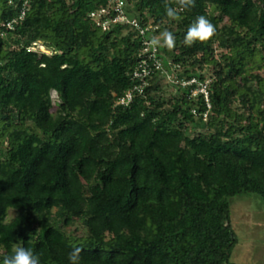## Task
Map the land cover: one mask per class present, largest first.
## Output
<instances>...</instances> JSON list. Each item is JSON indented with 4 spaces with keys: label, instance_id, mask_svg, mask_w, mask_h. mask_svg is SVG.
Returning <instances> with one entry per match:
<instances>
[{
    "label": "trees",
    "instance_id": "1",
    "mask_svg": "<svg viewBox=\"0 0 264 264\" xmlns=\"http://www.w3.org/2000/svg\"><path fill=\"white\" fill-rule=\"evenodd\" d=\"M124 1L144 35L97 26L106 0H0V258L234 264L231 200L264 203V0Z\"/></svg>",
    "mask_w": 264,
    "mask_h": 264
},
{
    "label": "rangeland",
    "instance_id": "2",
    "mask_svg": "<svg viewBox=\"0 0 264 264\" xmlns=\"http://www.w3.org/2000/svg\"><path fill=\"white\" fill-rule=\"evenodd\" d=\"M38 49L45 50L43 46ZM165 90L170 92L172 88L167 86ZM51 96L53 103H58L54 91ZM15 214L11 210L9 217L12 218ZM231 222L238 243L233 249L230 261L234 264H264V203L261 198L256 194L232 198Z\"/></svg>",
    "mask_w": 264,
    "mask_h": 264
},
{
    "label": "clouds",
    "instance_id": "3",
    "mask_svg": "<svg viewBox=\"0 0 264 264\" xmlns=\"http://www.w3.org/2000/svg\"><path fill=\"white\" fill-rule=\"evenodd\" d=\"M193 0H180L179 7L188 8ZM165 15L169 18H175L177 15V8L172 6L165 7ZM215 32L213 24L204 16H197L188 26L183 42L185 46H192L198 41H204ZM152 45H159L163 43L165 46L171 47L174 43V36L171 32L165 31L162 33L161 39L153 38ZM81 248L75 247L67 254L68 264H79L81 256ZM0 264H40V257L30 247L23 245L14 246L7 255L0 258Z\"/></svg>",
    "mask_w": 264,
    "mask_h": 264
},
{
    "label": "built area",
    "instance_id": "4",
    "mask_svg": "<svg viewBox=\"0 0 264 264\" xmlns=\"http://www.w3.org/2000/svg\"><path fill=\"white\" fill-rule=\"evenodd\" d=\"M30 0H26V3ZM125 1L124 0H106L105 5H101L98 9L93 10L89 13V18L93 20V22L97 23V26H100L102 30H107L111 24L116 23H130L135 28H137L142 35L145 34V31L139 28V25L136 21H130L124 12ZM24 14V13H23ZM146 48L144 52L148 51L150 46H153L151 41L145 42ZM145 61H142L140 65V70L136 72L135 76L145 77L148 75V70L144 67ZM156 68L160 67L159 63H155ZM201 92L205 93L207 97V93L205 92L204 87H202ZM131 100V93L127 95V102ZM124 102V101H123Z\"/></svg>",
    "mask_w": 264,
    "mask_h": 264
}]
</instances>
